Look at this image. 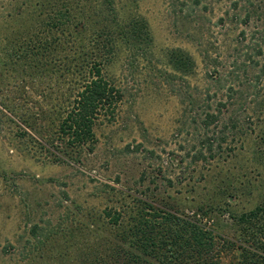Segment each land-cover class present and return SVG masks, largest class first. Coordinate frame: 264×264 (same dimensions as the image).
Here are the masks:
<instances>
[{
	"label": "rangeland",
	"instance_id": "374dc122",
	"mask_svg": "<svg viewBox=\"0 0 264 264\" xmlns=\"http://www.w3.org/2000/svg\"><path fill=\"white\" fill-rule=\"evenodd\" d=\"M113 1L127 22L132 12L147 20L152 63L134 69L122 57L109 66L125 97L117 117L95 127V150L78 164L33 158L19 136L35 132L23 119L36 123L34 136L55 131L47 125L61 107L68 37L49 30L48 12L78 0H0V264H78L105 252L115 240L107 211L121 210L126 220L135 198L191 214L216 185L223 186L226 167L212 169L193 156L207 136L201 116L217 112L219 102L228 106L220 128L248 133L230 145L233 171L248 174L235 184L248 185L229 202L243 211L262 198L264 168L249 158L264 120V0ZM176 48L189 52L196 66L192 74L171 79L168 55ZM233 119L241 127L233 129ZM251 182L258 187L250 188ZM236 187L240 193L242 186ZM214 219L213 228L233 232L228 212Z\"/></svg>",
	"mask_w": 264,
	"mask_h": 264
},
{
	"label": "trees",
	"instance_id": "16d2710c",
	"mask_svg": "<svg viewBox=\"0 0 264 264\" xmlns=\"http://www.w3.org/2000/svg\"><path fill=\"white\" fill-rule=\"evenodd\" d=\"M103 1L106 6L101 0H78V4L72 3L65 10H55V14L48 12L49 30H59L64 38L68 37L64 53L66 69L61 75L66 86L58 117L54 116L55 112L49 116L53 121L50 119L47 126L55 129L53 133L34 136L36 123L22 120L35 131L33 134L24 130L19 134L24 149L33 158L44 157L53 163H82L83 155L95 150V127L101 119H115L125 97L109 66L122 57L134 69L144 62L152 63L149 54L154 38L147 20L132 12L127 14L132 17L127 22L113 0ZM97 3L100 7H96ZM246 17L251 18L249 11ZM168 62L174 70V75L167 72L171 79L178 78L176 74H192L196 66L193 56L180 48L170 51ZM256 63L260 65L259 61ZM260 72L264 74V62ZM223 107H228L227 101L219 102L217 112L204 110L200 115L207 136L201 140L202 148L193 153L196 161L208 162L212 169L213 166L218 170L226 167V174L221 175L219 182L223 186L216 185L208 200L191 214L151 198H135L136 206L126 220L121 210L107 211L115 228V240L107 251L98 250L91 256L81 257L78 264H264V192L260 201L248 210L236 211L229 202L245 193L243 188L248 185L244 180L235 184L237 176L245 178L248 174L233 171L230 163L235 148L230 145L236 135L245 136V141L248 133L244 132V127L235 134L230 129L220 128ZM233 120V129L241 127ZM258 129L249 162L264 168V120ZM36 145L40 150L35 149ZM258 173L262 176V172ZM253 183L250 188L258 187L259 184ZM234 186H242L240 193ZM226 212L233 220L231 234L212 227L214 218ZM33 233L37 231L34 229ZM101 239L103 246L105 242Z\"/></svg>",
	"mask_w": 264,
	"mask_h": 264
}]
</instances>
